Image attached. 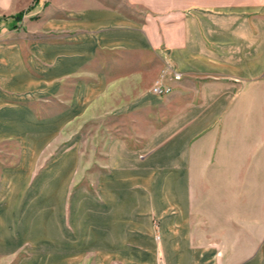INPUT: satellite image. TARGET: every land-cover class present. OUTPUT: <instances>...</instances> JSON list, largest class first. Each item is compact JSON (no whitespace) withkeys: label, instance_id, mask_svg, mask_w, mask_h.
Returning a JSON list of instances; mask_svg holds the SVG:
<instances>
[{"label":"crops","instance_id":"0c3cea01","mask_svg":"<svg viewBox=\"0 0 264 264\" xmlns=\"http://www.w3.org/2000/svg\"><path fill=\"white\" fill-rule=\"evenodd\" d=\"M38 1L0 0V146L19 152L0 177V263L20 264L46 201L50 264H264V0H176L146 21ZM147 52L180 79L130 97L128 114L160 107L158 133L113 141L92 190L72 132L107 104L104 57Z\"/></svg>","mask_w":264,"mask_h":264},{"label":"rangeland","instance_id":"374dc122","mask_svg":"<svg viewBox=\"0 0 264 264\" xmlns=\"http://www.w3.org/2000/svg\"><path fill=\"white\" fill-rule=\"evenodd\" d=\"M42 1L43 3L50 2V0ZM38 2L35 0L34 4L37 5ZM73 2L79 6L87 4L86 0H73ZM99 3L110 8L120 9L132 15L136 20L146 21L147 19L158 20L160 17H170L175 12L176 0H98L97 4ZM22 15V18L28 16L26 13ZM128 62L130 64L127 65ZM100 70L101 73L108 76L110 85L107 104L98 112L93 109L92 114L74 129L71 136V141L76 142L81 151V168L77 176L82 179L81 185L92 190L94 188V185L91 186L94 183L92 180L101 172H105L104 168L109 160V147L113 141L125 139L133 149H142L149 138L158 133L161 122L160 107L151 105V107L140 108L128 114L127 101L130 97L136 96L135 98H137L144 93L155 95L153 92L155 83L165 74H168L166 75L167 79L173 77L167 72L164 64L153 53L148 52L135 54L134 57L127 54L108 55L104 57V65ZM132 71L135 74L134 82L131 79L127 81V76L131 75ZM117 83L120 84L117 85ZM144 89L146 90L144 91ZM155 96L166 97V95ZM18 159L19 152L16 145H1L0 177L3 170L15 166ZM32 203L35 205L34 201L28 205ZM47 207L48 202L46 201L39 202L38 208L34 206L36 208L34 210L39 213L38 225H35L39 231L24 233V236L28 238V243L17 250L14 255L19 258L20 264H23L22 260L31 263L32 259H36L38 264H50L49 259L53 256V250L51 252L48 246ZM69 208L67 209V220L70 224L71 212ZM91 236V233H87L89 239L92 238ZM85 255L93 258L94 250L88 251ZM68 256L71 259V257H78L79 254L74 252ZM56 260L58 262V259ZM75 261L71 259L70 264H75Z\"/></svg>","mask_w":264,"mask_h":264},{"label":"built area","instance_id":"2783aa9c","mask_svg":"<svg viewBox=\"0 0 264 264\" xmlns=\"http://www.w3.org/2000/svg\"><path fill=\"white\" fill-rule=\"evenodd\" d=\"M168 72V71H167ZM168 74H165L162 78H160L156 83L153 88V92L156 95L163 96L171 93L172 87L169 85V81L172 80H179L180 76L179 75H173L170 79H167Z\"/></svg>","mask_w":264,"mask_h":264},{"label":"trees","instance_id":"16d2710c","mask_svg":"<svg viewBox=\"0 0 264 264\" xmlns=\"http://www.w3.org/2000/svg\"><path fill=\"white\" fill-rule=\"evenodd\" d=\"M22 16H23L22 14H18V15L16 16V18H17V19H21Z\"/></svg>","mask_w":264,"mask_h":264}]
</instances>
